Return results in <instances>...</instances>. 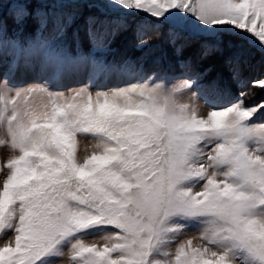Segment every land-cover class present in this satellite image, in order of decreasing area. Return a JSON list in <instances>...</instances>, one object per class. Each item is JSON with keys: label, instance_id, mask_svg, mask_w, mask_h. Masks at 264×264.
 Returning a JSON list of instances; mask_svg holds the SVG:
<instances>
[{"label": "snow or ice", "instance_id": "6c2138e0", "mask_svg": "<svg viewBox=\"0 0 264 264\" xmlns=\"http://www.w3.org/2000/svg\"><path fill=\"white\" fill-rule=\"evenodd\" d=\"M4 5L0 264H264V99L246 103L264 74L241 72L264 62V0H17L11 36ZM132 16L147 17L140 48L163 30L177 56L194 42L227 51L234 98L201 114L233 94L201 84L190 60L174 80L109 60ZM29 17L39 39H21ZM21 72L41 82L14 85ZM65 80L78 86L56 90ZM190 229L199 242L181 239Z\"/></svg>", "mask_w": 264, "mask_h": 264}, {"label": "rangeland", "instance_id": "374dc122", "mask_svg": "<svg viewBox=\"0 0 264 264\" xmlns=\"http://www.w3.org/2000/svg\"><path fill=\"white\" fill-rule=\"evenodd\" d=\"M16 3H17V0H5L4 19H6V17H7L8 19H10L13 22L12 16L15 12ZM29 10L30 9H28V11ZM70 10L72 12H75V9H72V8L66 9L67 12ZM35 12L36 11H34V13ZM85 12L89 13V10L85 11ZM8 19L6 20V23H7ZM79 19H76L77 23L75 21V23L72 25V27H75L76 24L79 25V23H81L83 21L82 18H79ZM146 20H147V17H145V16L129 17V21L131 23V26L133 25V31H132L133 32V38L134 37H136V38H134V42L129 43L128 42L129 39L126 38V35L127 36L129 35L130 28L128 31L122 32V33H124V35H120L116 38L115 42L112 45V52L109 54L108 59L109 60L115 59L117 62H121L124 60L132 61V62H134V64L136 66H140V65L143 66V74L154 75L157 78H167L168 80H174L175 77L181 76V71H180L181 70V67H180L181 61L182 60L183 61H189V60H186L184 56H177L175 54V51H174L172 45L169 43L168 36H167L166 32L163 30L158 31V32L157 31L148 32L146 35L147 45L143 48L138 47L137 33H135L136 32V24L145 22ZM7 25L10 26V23H7ZM72 27L69 28V31L71 30ZM10 29L12 31V34L11 33H9V34L13 35L15 30H16V25L15 26L12 25V27L10 26ZM25 31H28L29 34H31V35L36 34L32 30V28H30L29 26H27ZM68 34H71V33L68 32ZM151 34L159 35L158 41H161V45H162V48L159 49V52H162L163 60L161 59V60H157L155 62H152V61L144 62L143 60L135 59L132 56L133 54L131 52L142 53L145 51L144 49L151 48V42L149 41V35H151ZM38 36L39 35L37 34L36 35L37 39L40 38ZM126 42H128V43L125 47ZM197 45H199V43H193V47H196ZM119 46L122 47V55L120 53H118L121 50ZM124 47H125L126 52L129 53L128 56H125L126 54L124 51ZM170 47H172L171 50H169ZM200 49H201V47H200ZM196 52H197V49H196ZM166 54H171V56L167 57V56H165ZM170 57L172 60H170ZM220 60H221V58L214 57V58L209 59V61H206V63L208 65L216 64V65H214L216 72H213L212 74L221 73L222 75H220L219 78H217V76L202 77L200 83L208 86L210 91H214L217 88L219 90L230 89L233 96L225 99L223 103H217L215 100H213L212 104L210 106L205 105L203 100H201L200 101V112H201V114H206L208 111L212 110V107H217V108L226 107L227 103L230 102V100L232 98H234L235 94L238 92V89L236 88L235 84H233L231 79H230L229 68L225 63L226 58L222 59V60H224L222 63ZM190 61L192 62L193 67L198 68V69H201L205 64L204 61H203V63H201L200 61H196V60H194V61L190 60ZM255 63L260 64L262 69H261V71L259 70L260 71L259 74H255V76L251 77V75L249 74V71L246 73V70H248V68H253ZM256 68H258V67H256ZM147 70H150V71H147ZM170 70H176V71L170 72ZM254 71L258 72L257 70H254ZM241 72L243 73L244 77L249 79V80L258 78L262 74H264V62H261L259 57L257 56L255 59H252L248 63L243 64L241 66ZM209 77L211 78V80H209L210 79ZM39 82H41V81L39 80V78L35 74L23 73V72L18 74L17 77L13 80V84L16 86H19V87H23V86L28 85V84H34V83H39ZM77 86H78V84L75 81L65 80V81H63V83L58 84L55 87H56V90H58V91L67 92L68 88L77 87ZM246 91L254 93L253 96H249L246 98V103L248 105H251L255 102H258L261 99H264V92H261L258 89L248 88V89H246ZM260 122H264V120H261ZM81 143H82V147H83L86 142L82 141ZM3 149L4 148H0V154L7 152V149H6V151L5 150L2 151ZM198 236H199L198 232L190 229L184 236L181 237V239L183 240V239H187V238H191V237H196L197 238L196 242H199ZM96 239H98V238L88 237V238H86V243L96 242ZM57 264H68V260H67V258L59 260V261H57Z\"/></svg>", "mask_w": 264, "mask_h": 264}, {"label": "trees", "instance_id": "16d2710c", "mask_svg": "<svg viewBox=\"0 0 264 264\" xmlns=\"http://www.w3.org/2000/svg\"><path fill=\"white\" fill-rule=\"evenodd\" d=\"M28 9H30L29 12H33L34 13V11H36L38 9V5L35 2H30V3L27 4V10ZM85 11H88V10L87 9H79V10L75 9V12H77V13L82 12L84 16L89 14V13H87ZM68 12L71 13L72 11L70 10ZM79 18H82V17L78 15L77 19H79ZM7 19L8 18L6 17L5 21ZM7 23H10L11 27H12V25L15 26V24L10 19H8ZM76 23H77V21H76ZM7 26H8V33L12 34L10 26L9 25H7ZM28 26L30 28H32L33 31L36 29V21H35V19L33 17H29ZM77 29L80 30L81 35L83 36V21L81 23H79V25L76 24L75 27H72L70 31L68 30V32L71 33V34H68L69 42H71L72 34L75 31H77ZM132 31H133V25L130 27L129 35L128 36L126 35V38L129 39V41H128L129 43L134 42V38H136V37L133 38V32ZM28 34H29V32L25 31L24 35H28ZM120 35H124V33H121ZM28 36H32V35L29 34ZM158 39H159V35H156V34L149 35V41L151 42V48L144 49L145 51L142 52V53L131 52L133 54L132 56L135 59L143 60L144 62H147V61L155 62V61L161 60V59L163 60V57H162L163 54H162V52H159V49L162 48V45H161V41H158ZM128 42L125 43V47H126ZM119 47H120L121 50L118 53H120L122 55V47L121 46H119ZM125 47H124V51H125V54H126L125 56H128L129 53L126 52ZM171 48L172 47H170L169 50H171ZM196 49H197V52H196ZM228 55H229V53L227 51H225L223 53H221V52H211V53H209L208 55L205 56V55H202V49H200V44L197 45L196 47H193V44H192L191 46L186 47L184 52H183V54L180 55V56H184L186 60H192V61L196 60V61H200L201 63H203V61H204L205 64H204V66L201 69L193 67L194 72L203 74L202 77H206V76L214 77V76H217V78H219L220 75H222L221 73L212 74L213 72H216V69H215V66H214L216 64L208 65L206 63V61H209V59L214 58V57H219V58H221L220 61L222 63L224 61L222 59L223 58H227ZM165 56L169 57V56H171V54H166ZM170 60H172L171 57H170ZM256 63L253 66V68H248V70H246V73L249 71V74L251 75V77L255 76V74H259V72L262 69L261 65L260 64H256ZM256 67H258V68H256ZM254 70H257L258 72H255ZM147 71H150V70H147ZM171 71H176V70H170V72ZM180 71H182V70H180ZM209 80H211V78Z\"/></svg>", "mask_w": 264, "mask_h": 264}, {"label": "bare ground", "instance_id": "6f19581e", "mask_svg": "<svg viewBox=\"0 0 264 264\" xmlns=\"http://www.w3.org/2000/svg\"><path fill=\"white\" fill-rule=\"evenodd\" d=\"M4 150L6 151V149H3L2 151H4Z\"/></svg>", "mask_w": 264, "mask_h": 264}]
</instances>
